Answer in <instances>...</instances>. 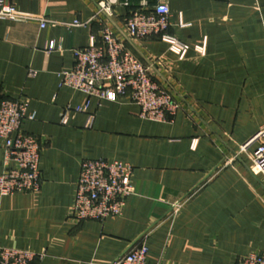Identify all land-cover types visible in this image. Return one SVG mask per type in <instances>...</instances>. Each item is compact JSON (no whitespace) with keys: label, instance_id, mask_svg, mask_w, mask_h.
Returning <instances> with one entry per match:
<instances>
[{"label":"crops","instance_id":"crops-1","mask_svg":"<svg viewBox=\"0 0 264 264\" xmlns=\"http://www.w3.org/2000/svg\"><path fill=\"white\" fill-rule=\"evenodd\" d=\"M7 1L47 22L0 18V101L24 100L34 114L20 129L40 143L41 172L37 191L0 196V246L41 255L30 264H108L143 237L151 264H237L264 250V180L239 152L264 125V0H148L167 2L166 34L187 46L180 57L160 36L125 41L179 100L167 122L138 117L127 98L60 85L74 50L99 40L97 0ZM138 2L108 18L114 33L125 36ZM87 101L85 112L73 109ZM86 158L131 164L133 194L120 216L72 217Z\"/></svg>","mask_w":264,"mask_h":264},{"label":"built area","instance_id":"built-area-1","mask_svg":"<svg viewBox=\"0 0 264 264\" xmlns=\"http://www.w3.org/2000/svg\"><path fill=\"white\" fill-rule=\"evenodd\" d=\"M97 14L106 23L98 41L91 38L88 46L74 50V65L60 74V85L70 87L98 100L115 102L127 98L138 107V117L156 122L169 121L180 108L179 100L160 87L153 79L150 67L140 61L126 46V39H145L153 36L169 44V49L182 57L187 46L166 34L170 27V8L165 1L152 5L139 0L124 18L125 36L114 33L108 18L115 15L117 7H130V0H97ZM0 18L11 20H37L44 27L47 20L20 12L7 0H0ZM79 25L78 22L69 24ZM88 101L76 106V112H85ZM71 108L61 114L62 122ZM27 112V103L19 99L0 101V139L3 149V171L0 174V196L23 192H35L40 187V143L36 136L20 129L23 119H33ZM92 116H88L87 126ZM240 153L248 155L264 180V125L239 147ZM131 164L122 160L105 158L80 161L72 217L103 221L122 214L127 198L133 194ZM180 204L173 205L175 213ZM145 238L130 245L128 250L108 264H151ZM36 253L0 246V264H30ZM154 264H161L160 262ZM237 264H264V250L249 253Z\"/></svg>","mask_w":264,"mask_h":264}]
</instances>
